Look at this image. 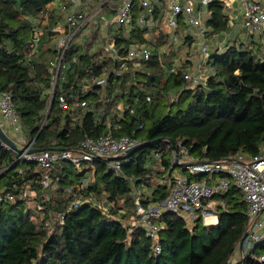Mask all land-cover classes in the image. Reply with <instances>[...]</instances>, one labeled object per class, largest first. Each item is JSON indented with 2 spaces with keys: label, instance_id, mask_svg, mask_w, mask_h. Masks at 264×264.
<instances>
[{
  "label": "trees",
  "instance_id": "obj_1",
  "mask_svg": "<svg viewBox=\"0 0 264 264\" xmlns=\"http://www.w3.org/2000/svg\"><path fill=\"white\" fill-rule=\"evenodd\" d=\"M55 1L0 0V93L12 94L25 140H34L33 148L73 152L87 136L107 134L148 145L127 155L119 171L103 159L82 168L60 160L48 171L52 182L44 188L45 170L0 141V195L7 197L0 206V264H228L248 226L247 203L236 187L216 197L215 225H207L199 215L189 228L182 216L164 214L159 220V255L142 228L129 232L124 221L135 218V187L144 191L142 204L149 205L168 197V185L161 181L173 179L177 168L189 180L209 177L190 175L175 165L177 157L204 162L259 154L264 144V35L240 28L227 45L217 48L231 16L224 3L213 1L203 16L212 46L207 82L192 88L185 75L193 62L166 73L178 45L173 31L161 28L147 41L138 22L145 13L139 3L132 22L106 26L100 16H113L120 0L102 6L105 0H91L90 13L96 12L70 42L64 57L70 69L60 76L48 108L50 63L57 55L58 37L52 30L65 20L61 7L51 8ZM180 23L176 36L191 48L197 39L184 34L186 24L182 19ZM111 40L117 59L104 49ZM145 44L154 49L167 44L169 53L160 57L155 51L139 68L124 70V58ZM92 76L107 77V85L86 90L83 86ZM86 177L91 182L82 187ZM99 202L113 203L117 218L104 216ZM57 214L63 215L62 222ZM261 253L264 244L256 251Z\"/></svg>",
  "mask_w": 264,
  "mask_h": 264
},
{
  "label": "built area",
  "instance_id": "obj_2",
  "mask_svg": "<svg viewBox=\"0 0 264 264\" xmlns=\"http://www.w3.org/2000/svg\"><path fill=\"white\" fill-rule=\"evenodd\" d=\"M213 1L215 0H121L113 17L100 16V20L106 26L130 23L134 18V6L139 3L145 9V13L138 18V22L147 31V33L145 32L147 38L151 28H156L159 25L173 31L175 33L174 42L178 43L176 31L181 26L180 19L182 18L184 20L186 18L187 23L198 29L199 36L202 38L207 36L208 32L200 19L198 7L207 9ZM218 1L224 3L226 7L239 2L243 10L244 28L247 33L264 35V0ZM160 5L163 6L160 7ZM61 8L65 11L64 24L54 27L52 30L58 34V37L55 40L57 55L50 63L52 81L48 108L52 105L60 76L70 69V65L64 61L70 42L86 28L87 21L96 12L93 10L90 13V0H67L65 4L61 5ZM104 49L111 52L113 58L117 59L115 40L108 42ZM201 52L205 58L208 57V48L204 43L201 46ZM152 55L153 50L150 47L137 45L124 58L122 67L124 70H127L129 66L137 69L142 62L150 60ZM120 74L119 71L116 72L117 76ZM185 79L191 83L192 88L207 82V78L201 73V70L187 73ZM107 82V77L92 76L83 87L86 90L92 86L105 87ZM59 101L64 109L68 108L64 97H60ZM82 106H85V103H82ZM0 114L3 121L9 122L15 132L23 134L20 116L16 111L13 96L9 92L0 93ZM23 140L24 138L20 139V142ZM33 143L34 140L27 142L24 149L27 151L32 149ZM140 143L136 138L129 136L114 137L112 134L99 138L87 136L80 142L77 152L45 150L40 153L28 154L26 151L20 158H23L25 162H37L45 170L41 184L44 188H48L52 182L48 171L52 170L60 160L72 162L82 168L85 163L92 164L97 159H103L108 162L111 168L119 171L127 152ZM3 145L9 148L6 144L3 143ZM179 163H188L183 167L190 175H208L215 180L211 181L210 178H207L202 181H194L189 180L186 176L175 174L173 179L161 181L168 185V197L161 202L149 205L142 204L144 191L135 187L133 189L136 205L135 218L128 222L124 221L125 226H130L129 232H132L133 227L142 228L151 239L154 253L159 255L163 250L160 242L161 224H159V220L164 214L175 213L182 216L189 228H192L199 215H202L208 225L205 215L214 213L217 215L216 209L219 203L216 197L227 193L232 187H236L241 191L247 203L248 226L244 241L239 243L228 264H248L249 259L264 263V254H256L258 247L264 244V144L259 154L250 159L237 156L215 161H179ZM89 182H91L90 179L84 178L82 187H85ZM5 199L7 197L0 195V206L5 202ZM91 200L87 199L86 201L91 202ZM97 205L104 216L111 219L117 218L111 211L113 203L106 205L104 202H99ZM63 218L62 214H57V219L60 222L63 221Z\"/></svg>",
  "mask_w": 264,
  "mask_h": 264
},
{
  "label": "crops",
  "instance_id": "obj_3",
  "mask_svg": "<svg viewBox=\"0 0 264 264\" xmlns=\"http://www.w3.org/2000/svg\"><path fill=\"white\" fill-rule=\"evenodd\" d=\"M109 1V0H108ZM107 0H105V2H103L102 4H101V6L102 5H104L105 3H107L108 2ZM67 2V0L66 1H64V0H57V1H55L54 3H52L51 4V8H55V9H57V8H60L61 7V5L62 4H65ZM113 2H111V6H114V4H112ZM120 3H121V0H120V2L118 3V4H115V7H116V9L120 6ZM90 5H92L91 4V0H90ZM163 5H160V7H162ZM100 8V7H99ZM227 9L229 10L228 12L230 13V16H231V20H230V28L228 29V31L225 33V37H224V39L218 44L217 43V48H222V47H224L225 45H227V40H229L233 35H235V33L237 32V30L238 29H244V22H243V19H244V14H243V10H242V7H241V5H240V3L239 2H235L234 4H232L231 6H229V7H227ZM198 11L200 12V19H201V21H202V23H203V25H204V27H205V22H204V20H203V16H205L206 14H207V9H204V8H202V7H198ZM102 16H104V15H102ZM107 17H113V16H107ZM182 22H184L186 25H183V31H184V34H188V35H191V36H195L196 37V39L197 38H199V40L197 39V41H196V43H194L193 44V46L195 47V46H197L198 44L199 45H201L202 46V44L204 43L206 46H207V48H208V50H210L209 52H208V57L207 58H205L204 56H203V53L200 51V49H199V51H197V53L198 54H196V53H191L190 51V49L193 47H191V48H188V46H186V48H188V54H190V57H189V59L187 60V61H191V62H193L192 60H194V61H197L198 62V57L200 56V60H203V61H205V59L208 61V59H209V57H210V54H211V41H209V38H208V35L210 34L209 33V31L207 30V28H206V30H207V32H208V34H207V36H205L204 38H202L201 36H199L198 34V29L197 28H195L194 26H191L189 23H187V19L185 18V20H184V18H182ZM48 23V20L47 19H45L44 21H43V24L44 25H46ZM63 24H64V21H63ZM62 24V25H63ZM181 27V26H180ZM190 28H194V31L192 30V29H190ZM145 32L147 33V31L145 30ZM40 33H43V31H41ZM40 33H39V35H40ZM145 33V34H146ZM145 38L147 39V41H149V36H148V38H147V34L145 35ZM178 42H179V39H178ZM181 43V42H180ZM177 44V43H176ZM145 45H147L148 47H150L152 50H153V54H154V52L156 51V53L160 56V57H163V55H165V54H168L169 53V50H168V48H167V50H165L163 53H165V54H163V53H160L159 51H158V49H154L152 46H150V45H148V44H145ZM215 46V45H214ZM177 51L178 50H176V51H174V52H172V54L174 55H176L177 54ZM193 63H195V62H193ZM205 63V62H204ZM200 64V63H199ZM205 65H207V62H206V64ZM177 71V70H176ZM175 71V68H173V67H171V66H166V73H167V75H168V73H173V72H176ZM190 72H196V70L195 69H193V68H191L190 70H189ZM0 123H1V126H2V128H3V130L5 131V133L12 139V140H14L15 141V143L18 145V147L19 148H25L26 146H27V141L25 140V137H24V135L23 134H19V133H17V132H15L14 131V129H13V127L11 126V124L9 123V122H4L3 121V118H2V116H1V114H0ZM5 125H8V130H6L4 127H5ZM10 128H11V130H10ZM24 138V140L22 141V142H20V139H23ZM175 174H178V175H182V176H185L183 173H181V171H180V173H176L175 172ZM208 178H210L211 179V181H214L215 180V178H212V177H208ZM208 223V225L210 224H217L218 223V217H216V219L214 218H211V220L209 221V222H207Z\"/></svg>",
  "mask_w": 264,
  "mask_h": 264
},
{
  "label": "rangeland",
  "instance_id": "obj_4",
  "mask_svg": "<svg viewBox=\"0 0 264 264\" xmlns=\"http://www.w3.org/2000/svg\"><path fill=\"white\" fill-rule=\"evenodd\" d=\"M160 24H161V22H160ZM161 28H164V27H160L159 25H157V27L156 28H151V31H150V33H149V40H151L152 38L154 39V38H156L159 34H160V29ZM190 29H192L193 31H194V28H190ZM79 39V38H78ZM198 40H199V38H197ZM178 45H176V50H178L177 51V54L175 55H173L174 57L172 58L173 59V61H172V65H169V66H171V67H173V68H175V71L177 70L178 71V69L179 68H181V66H183L184 64L185 65H188L189 66V64L187 63V60L189 59V57H190V54H188V48H186V46H184V45H182L181 43H180V41L177 43ZM169 46L166 44V45H164V46H161V47H159V49H158V51L160 52V53H163L165 50H167V48H168ZM199 49H200V51H201V45H197V46H193L190 50V52L191 53H196V54H198L197 53V51H199ZM210 50H208V52H209ZM163 54H165V53H163ZM163 57H164V55H163ZM172 59H169V60H172ZM198 59V62L197 61H194V60H192L193 62H195V63H193L192 65H190V67L188 68V69H191V68H193V69H195L196 70V72L197 71H199V70H201V73L203 74V75H205L206 73H207V66L205 65L206 64V62H207V60L205 59V61H203V60H200V56L197 58ZM205 62V63H204ZM200 63V64H199ZM168 66V67H169ZM201 68V69H200ZM190 71H188L187 73H189ZM6 130H8V125H5V127H4ZM10 130H11V128H10ZM180 171H181V169H179V168H177L176 170H175V172L176 173H180ZM27 194L28 195H31V196H34L35 195V193L34 192H32V191H27ZM216 203H217V201H216ZM29 204L31 205V206H33L34 205V203L33 202H29ZM214 210H215V207H214ZM215 212V211H214ZM205 217H206V222H209L210 220H211V218H215L216 219V217H217V215L214 213L213 215H211V214H206L205 215ZM40 218H42V214H40ZM129 221V220H128Z\"/></svg>",
  "mask_w": 264,
  "mask_h": 264
},
{
  "label": "water",
  "instance_id": "obj_5",
  "mask_svg": "<svg viewBox=\"0 0 264 264\" xmlns=\"http://www.w3.org/2000/svg\"><path fill=\"white\" fill-rule=\"evenodd\" d=\"M0 141L4 144H6L10 149L14 150L19 158L21 157V155H23L27 150L24 148H19L18 145L15 143L14 140H12L3 130L1 123H0ZM146 145H148V143H140L139 145H137L136 147L132 148L131 150H129L127 152V155H132L134 153H136L137 151H139L141 148L145 147ZM46 149H39V148H32L30 150L27 151L28 154H35V153H40L42 151H45ZM175 165H188V163H179V158H176V164ZM214 225V224H211ZM245 237L243 238L242 241H244Z\"/></svg>",
  "mask_w": 264,
  "mask_h": 264
}]
</instances>
